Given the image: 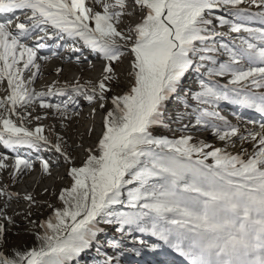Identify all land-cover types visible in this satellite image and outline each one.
Here are the masks:
<instances>
[{
  "label": "snow or ice",
  "instance_id": "6c2138e0",
  "mask_svg": "<svg viewBox=\"0 0 264 264\" xmlns=\"http://www.w3.org/2000/svg\"><path fill=\"white\" fill-rule=\"evenodd\" d=\"M250 2L264 8V0ZM243 3L131 0L141 17L125 31L119 27L122 18L134 15V11H128L129 0H93L101 10L89 6L88 0H0V83L7 82L9 93L0 99V108L9 113L0 115V142L6 148L27 146L39 151L43 143L65 163L73 164L62 144L50 142L42 127L33 131L11 118L17 114L18 105L37 100L40 107L54 108L67 118V104L61 108L44 101V97L54 94L52 86L47 91L27 87L40 73L37 60L50 59L38 56V49L47 46L46 39H64L65 35L79 38L102 60L98 83L90 90L79 84L73 89L80 92L84 88L90 103L107 99L112 86L120 83L117 64H122L126 55L131 57L127 72L130 85L111 97L114 107L102 121L99 154L86 149L82 166L69 168L71 186L59 193L63 206L39 225L44 229L35 236L40 246L13 255L0 251V264H69L90 246L97 218L109 215L113 205L123 203L125 189L129 207L138 211L121 214L119 222L138 223L151 216V234L188 264H264V123L260 124L261 131L248 130L247 135L227 122L226 131L215 128L222 141L233 137L254 141V150L248 156L243 155L246 149L232 154L208 144L196 146L190 143L191 137L170 140L154 134L167 124V103L178 94L186 74L193 69L200 71L205 61L215 65L210 54L220 49L230 62L206 71L209 77L230 75V93L201 80V90L192 99L200 104L228 100L264 114V91H253L264 89V27L249 26L254 20L264 25V11L248 14L247 9L235 7L230 13L234 19L214 18L219 26L247 33V37L241 36L240 43L232 47L212 43L215 37L224 35L215 31L213 18H209L212 10L220 4ZM32 39L36 41L34 46L25 42ZM26 70L31 71L27 82ZM55 91L62 93L63 89ZM99 106L105 107L103 103ZM213 117L223 120L214 111H203L197 124H207ZM18 118L23 121L25 116ZM209 158L212 163L206 162ZM37 159L42 172L51 175L49 161ZM4 160L6 156L0 159V169L8 167ZM31 169L29 160L17 156L13 178ZM18 195L0 190V196L9 200ZM23 199L35 202L31 194ZM4 233V225L0 224V240Z\"/></svg>",
  "mask_w": 264,
  "mask_h": 264
},
{
  "label": "rangeland",
  "instance_id": "374dc122",
  "mask_svg": "<svg viewBox=\"0 0 264 264\" xmlns=\"http://www.w3.org/2000/svg\"><path fill=\"white\" fill-rule=\"evenodd\" d=\"M257 3H259V0H257ZM88 4L89 6L94 7L93 0H88ZM221 7H222V10L220 11L221 14H213V13L209 14V18H213V25L215 27V31L224 33L223 36L215 37L214 41L212 42L216 47H219L221 43L228 44L230 47H232L233 45H238L240 43V37L241 36L247 37V33H237V36H235L236 33L234 34V32H230L227 26H223V27L219 26L217 20L214 18L224 16L226 18L234 19L230 15V13L235 11V7L247 9L248 14L264 11V8H258L256 5L251 4L250 0H244V3L239 6L220 4L219 8ZM95 10H101V9L99 8V6H96ZM130 19H132V17H130ZM125 20H127L126 17L122 18L123 22L121 25H119V27H121L123 24L126 23ZM249 26L254 28L264 27V25H261L258 20L252 21L249 24ZM75 42H77L80 45H83L85 48H88L83 44V41H81L79 38H77ZM75 42L69 43L68 45L70 47L67 50L76 49L77 47L75 46H77V44H75ZM68 45H66L65 47H67ZM210 55H212L213 58L217 60L214 67H216L218 63L222 61L224 58L228 57V55L223 49H220L218 52L211 53ZM41 61L42 62H40V64H42L44 67L49 66L47 65L48 63H46L44 60ZM205 62H209V61H205ZM68 65H69L68 67L67 65L64 66L65 74H67L68 71L77 68L75 62L71 61L69 62ZM89 66L91 65H88L87 68ZM60 72H57V74H60ZM44 74L45 71L40 78H37L38 82L36 85H28L27 87L29 89L34 88L36 91H47L49 86L45 88H41L42 86H40L41 81L46 77ZM213 78L216 82H211V83L217 85L222 91L230 93L228 88L229 86L227 85V84L231 85L230 75L213 76ZM201 80L204 79L199 78L192 80L188 83H185L184 80H182L180 87L188 85L187 93L186 94L184 93L185 96L186 95L187 96L181 97L178 95V97L175 96L173 99L171 98L168 101L167 103V116L169 118L168 122L165 126L160 127L159 130L154 133L155 135L170 140L180 139L181 137H191L192 139L190 142L196 146H200L201 144H208L207 143L208 141H206L205 138L210 133L216 134L215 128H219L221 129V131H226L227 129L225 127V122H227V124L236 126L240 130V132L243 133L244 135H247L248 130H253L255 132L261 131L260 124L263 122L259 121L257 123L256 120H254L256 118V115L255 117L251 118L246 111L247 109H245L241 105L231 103L228 100H220L212 104H200L196 100L192 99V96L196 92H199L201 90V85H200ZM225 82H229V83L225 84ZM80 84L81 83H79V85ZM58 85L59 87H57ZM50 86L53 87L54 94L44 97V101L48 104L61 105V108H63L62 103L64 102L67 103L68 101L71 103L70 100L76 97H82V99H86V94H88L84 92V88H82L80 92H76L72 90L74 88L72 87L71 84L69 85L59 84L57 82V85L52 84ZM60 86H65V87H60ZM85 86H87L85 87L86 89L90 90L95 85L93 83H90V84H86ZM115 87L116 85H113L112 89ZM56 89H63L64 91L61 93L55 91ZM67 90H69V92ZM254 90H257L258 92L264 91V89H254ZM111 91L108 92L106 95L110 96ZM0 97H2L3 99V95H0ZM95 101L98 102V99ZM104 102L105 100L99 101V103H104ZM88 103L91 106L95 105V103L93 102H91L90 104V102L88 101ZM185 105H187V107H185ZM69 109L71 108H69L68 105L67 113L70 112ZM75 110H79V108H75ZM88 110L89 108L86 109V111ZM21 111L28 114V117H30L28 120H30L32 116H35L36 118V116L41 115L40 116L42 117L41 119L39 120L36 119V121L38 122L36 124L38 125L41 124L51 125V122H55L56 120L58 121L59 119L56 115L53 116L54 114L49 112L47 108L40 107L39 100L34 101L30 104L23 105L21 107ZM203 111H214L219 114V117H223V120L213 117L208 121L207 124L205 123L197 124V119L201 117ZM48 112H49V117H46L45 115L42 116L43 113H48ZM0 115L8 116L9 113L7 112L6 108H0ZM59 115H62L61 112ZM61 117L62 119L66 118L65 115H62ZM11 118L13 120L15 119V117L13 116H11ZM36 124L34 123V125ZM194 127H198V128H194ZM56 133L61 135L63 132L58 128H52V127L46 128V130L44 129L43 131V135L47 137V139L50 142L61 143L62 147L71 156L74 153V151L70 150V146H71L70 141L67 138H59L58 134ZM216 138H218L215 139L217 143L211 146L218 147L219 145H221L223 149L231 152L232 154L239 153L238 152L239 149L243 147H246L245 149L247 150L246 152L243 153V155L245 156L251 155V153L254 150L253 147L255 144L254 141H241L238 137H233L230 140H225V141L220 140L218 136ZM209 150L210 149H205V151H209ZM77 151L79 157H81L80 149H78ZM5 156L7 157V160H4V163L7 164L8 167L0 169V190L7 191L9 193L13 192V189L18 186L20 181L24 180L30 174L32 175L34 172L37 174L38 177H40V180L55 176L52 179L56 181L60 177V176L57 177L58 174L63 171V167L65 165L63 158L60 157L59 154H56L54 149H51L50 146L44 145L43 143L41 144L39 151H37L36 149L29 148L27 146H18L15 149L4 148L2 147V143L0 142V159H2ZM17 156L29 160L33 164V169L25 170L22 173H18L16 174L15 178H13L15 158ZM37 157H41L49 161L51 175H46L45 173L42 172V170L40 171L37 170L38 167H40V160H38ZM206 162L212 163L213 161L211 160V158H209V160ZM63 179L65 181L72 180L70 177H63ZM128 187H133V186H128ZM45 192L46 191L44 190L43 193ZM45 196L43 195L42 199H44ZM121 199L123 203L118 205H113L109 210L110 212L109 215H102L101 217L97 218V223H96L97 232L90 241L89 248L91 249L88 252V254L87 251H85L84 253L76 256L77 258L70 261L69 264H188L185 261L186 259L184 257H181L175 251H173L168 246V244H166L164 241L158 239L156 236H153L151 234V225L153 223L151 216L143 217L138 223H132V224L120 223L119 220L121 214H132L138 211V209H133L129 207L128 198H127V189L124 190V194L121 197ZM18 201L19 200L15 198L9 200L8 197L6 196H0V205L4 206L2 208L3 214L6 215L7 211L11 207H13ZM69 223H71V221H69ZM140 228H144L145 231H140ZM23 234L24 233L19 232L17 233V236L20 237ZM6 238L7 236L4 235L3 239L0 240L1 247L8 248L9 244H7ZM110 245H114V246L111 247ZM101 248H103L104 250L113 248V250L110 252L105 250L106 251L105 252L102 251ZM97 252L99 253L98 255L101 256V258H99L96 255ZM176 261L180 263L178 262L176 263Z\"/></svg>",
  "mask_w": 264,
  "mask_h": 264
},
{
  "label": "bare ground",
  "instance_id": "6f19581e",
  "mask_svg": "<svg viewBox=\"0 0 264 264\" xmlns=\"http://www.w3.org/2000/svg\"><path fill=\"white\" fill-rule=\"evenodd\" d=\"M129 4H131V0H129ZM94 8H96V6H94ZM221 10H222V7L221 8L217 7L213 9L211 13L221 14L220 13ZM140 17H141V14L138 11H134V15L132 16V19L126 17L127 19L126 23L123 24L120 28L126 31L127 26L138 22ZM2 18L3 17H0V19ZM91 26H94V25H91ZM235 36H237V33ZM217 37H220V36H217ZM76 39L69 38L66 35L64 39H60L58 36H54L52 39L48 40L49 42L47 44L49 48L53 50V52L58 53V52H62L63 48L69 43L75 42ZM75 44H77V46L75 47H77L79 51H75V49L63 51L62 53L63 56L58 55L59 57L53 60L52 62H50V64L48 63L49 66L47 67H44L42 64H40L39 59L37 60V63L41 65L40 74L37 75V77L40 78L42 74L44 73V71H45L44 75L46 76L43 80L41 79L42 80L40 84V86H42L41 88H45L52 84L57 85V82L59 84H68V85L71 84L73 88L79 83H81L80 85L84 86V88L87 87L85 86L86 84L93 83L94 85H96L98 83L99 79L101 78V70L103 66L102 60L98 57L96 53H93L91 49L85 48L83 45H80L77 42H75ZM29 45L34 46L35 44L34 42H32ZM40 52L41 54L44 53V51L43 52L39 51V53ZM49 54L51 53H48V54L44 53L43 55H49ZM66 59H69L68 61H74L77 67V68H74L73 70L68 71L67 74L64 73V66L67 65ZM130 60H131L130 55H126L123 60V63L117 65V72L120 77V83L116 85L115 88L112 89L111 95L107 96V99L103 103L105 105L104 108H101L99 106L101 104L99 103V100L98 102L93 101L95 105L91 106L89 105L87 99H82V97H76L70 100L71 103L69 101L67 103L66 102L62 103L63 105L65 104L69 105V108H71L69 109L70 112L67 113L68 115L67 118L62 119L61 117L62 115H59L60 112H58L56 109L47 108L49 112L54 114L53 116L56 115L59 118L58 121L56 120L55 122H51V125L47 124L48 125L47 126L46 124H41V125L36 124L38 122L36 121L35 116H32L31 119L28 120L30 117H28L27 113H24L21 111L22 106L21 105L17 106V114L12 115L13 117H15L14 119L15 122L19 124L22 123L23 126L33 131L37 127H42L45 130L46 128H49V127L58 128L62 130L63 133L61 135L58 133L56 134H58L59 138H67L70 141L71 143L70 150L74 151V153L71 155L73 159V164L69 165L65 163L63 167V171L58 174L57 177L59 176L60 177L56 181L52 179L55 176L40 180V177H38L37 174L34 172L32 175L30 174L24 180L20 181L18 186L13 189V192H11V193L19 194L18 196L13 197L19 201L7 211L6 215H4L2 212V208L4 206L0 205V224L4 225V228H5L4 235L7 236L6 238L7 244H9V246L7 245L8 248L0 246V251H3L5 255H13L16 251H24V250L30 249L31 247L40 246L41 242L35 239V236L37 233L44 232V229L39 227L40 223L47 220L52 215V213L54 212L56 208H60L63 206V202L60 201L59 199V193L63 190V188L71 186L72 180L65 181L63 177H70L67 175V172L71 166H82L84 160L87 157L86 149H92L93 154H99L98 149H97V144H98V140L103 130L102 121L107 111L112 110L114 107L111 104V97L113 95L121 94L123 91L127 90V88L130 85V78L127 76V72L129 70V65H130ZM205 63L206 62H203V67H206V68L212 67L209 64H205ZM88 65H91V66L87 68ZM197 67H200V62L197 63ZM57 69H61L60 74H57ZM31 71H35V69H32ZM31 71H27V70L25 71V74H24L25 82H27V80L31 76ZM196 74H199V73H196ZM187 76H188V73L183 79L184 82H187V83L192 80L199 79V78H203L204 81L206 80V78L202 74L199 77H194V76L187 77ZM37 77L34 83H32L31 85L37 84L38 82ZM227 83L229 82H225V84ZM28 85L30 84H27V86ZM227 85L229 86L228 87L229 90L233 87L232 85H229V84ZM57 87H59V85ZM60 87H65V86H60ZM67 91L69 92V90ZM253 91L259 93L257 90L253 89ZM8 94L9 93L7 90V82L4 81L0 83V95H3V98H4ZM178 95L179 94L174 95L172 99L175 96L178 97ZM0 99H2V97H0ZM75 108H79V110H75ZM88 108L89 110L86 111V109ZM244 108L247 109L246 111L251 118L255 117L256 115V118L254 120H256L257 123L259 121H262L264 123L263 121L264 114H261L252 108H246V107ZM49 112L43 113L42 116L45 115L46 117H49ZM20 115L25 116V119L23 121L19 120L18 117ZM34 123L36 125H34ZM194 128H198V127H194ZM216 137L217 136L215 133H210L205 138V140L208 141L207 142L208 145H213L217 143L215 139H218V138ZM2 147H4L3 143H2ZM218 147L223 149L221 145H219ZM245 148L246 147L240 148L238 152L240 153V151H242V149H245ZM78 149H80L81 151V157H79L78 155V151H77ZM195 158L196 157H194V159ZM37 170L40 171L41 170L40 167H38ZM44 190L46 191L45 193H43ZM26 194H31L35 202L33 203L30 201H25L23 197ZM43 195L44 196L46 195L44 199H42ZM38 200L41 202H39ZM19 232L24 233V234L18 237L17 233ZM96 232H97V225L95 229V234ZM62 235H64V233H62ZM110 246L113 247L114 245H110ZM90 249L91 248L87 247L80 254L84 253L85 251H87V254H88ZM112 249L113 248H111L110 250L112 251Z\"/></svg>",
  "mask_w": 264,
  "mask_h": 264
}]
</instances>
